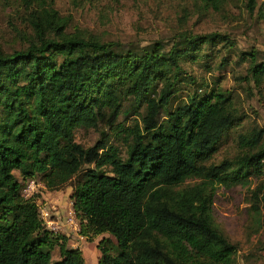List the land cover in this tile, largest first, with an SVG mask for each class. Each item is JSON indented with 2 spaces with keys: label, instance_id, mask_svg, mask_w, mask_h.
<instances>
[{
  "label": "trees",
  "instance_id": "trees-1",
  "mask_svg": "<svg viewBox=\"0 0 264 264\" xmlns=\"http://www.w3.org/2000/svg\"><path fill=\"white\" fill-rule=\"evenodd\" d=\"M11 1L25 28L12 24L20 48L0 47V264L83 263L40 219L39 193L23 196L30 179L45 190L71 184L79 234L114 238L99 241L98 264H235L237 246L212 205L217 188L264 175V128L240 134L239 154L216 163L222 137L242 119L230 95L214 86L173 105L182 63L229 38L180 32L168 48L123 46L70 30L54 0ZM243 1L252 14L257 0ZM198 2L200 11L221 12L227 0ZM243 55L244 79L260 89L264 60L255 50ZM129 112L133 124L123 128L117 120ZM79 127L99 129L95 144L75 140ZM252 196L264 217V184ZM57 244L61 259L53 262Z\"/></svg>",
  "mask_w": 264,
  "mask_h": 264
},
{
  "label": "rangeland",
  "instance_id": "rangeland-1",
  "mask_svg": "<svg viewBox=\"0 0 264 264\" xmlns=\"http://www.w3.org/2000/svg\"><path fill=\"white\" fill-rule=\"evenodd\" d=\"M197 4L198 0H54L55 8L69 19L70 30H86L103 41H115L123 46H146L161 41L168 48L180 32L219 33L228 37L232 46L204 45L203 51L208 57L200 58L197 63L189 60L182 63L184 82L177 86L173 96V105L177 106L188 95H200L214 86L230 95L242 119L228 129L218 150L212 154L210 161L218 163L239 154L236 141L240 134L253 126L264 128V84L259 89L254 83H246L244 77L249 60H242V54L252 50L257 52L258 60H264V18H259L258 13L260 7L264 10V0H257L252 14L243 0H227L221 12L212 8L203 12ZM12 24L19 29L25 28L16 4L0 0V47L7 52L21 47ZM133 118L132 112L123 113L117 123L127 128L133 124ZM99 135V129L79 127L75 140L88 147L95 144ZM111 142L124 157L123 140L113 136ZM261 184H264V175H251L245 184L217 188L214 197V221L237 246L235 264H264V217L260 203L252 196ZM34 189V193H39L38 211L50 206V218L60 226V230L52 232L63 236L67 247L80 250L82 264H98L102 253L99 241L102 237L113 241L114 238L104 233L90 240L72 231L65 222L71 211L73 215L71 184L57 190H45L43 186ZM60 259L57 244L52 250V261Z\"/></svg>",
  "mask_w": 264,
  "mask_h": 264
},
{
  "label": "built area",
  "instance_id": "built-area-1",
  "mask_svg": "<svg viewBox=\"0 0 264 264\" xmlns=\"http://www.w3.org/2000/svg\"><path fill=\"white\" fill-rule=\"evenodd\" d=\"M40 186L42 187L41 183L37 182L35 179H30L26 182L24 188L22 189V194L24 197H29L30 195L34 194L35 192V187ZM40 214L39 217L42 221H44V225L46 226L47 229L51 231H57L60 230V226L51 220V208L50 206H44L40 208ZM38 211V212H39ZM66 223H68L69 227L72 229V231L75 234H79V223L76 220L74 213L72 215V211L70 212V216L66 218ZM61 224L60 222H58Z\"/></svg>",
  "mask_w": 264,
  "mask_h": 264
}]
</instances>
